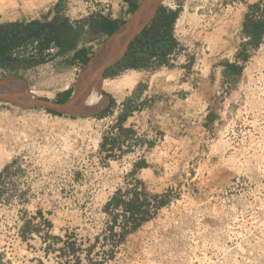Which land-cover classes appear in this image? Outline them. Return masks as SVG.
<instances>
[{"label": "rangeland", "instance_id": "rangeland-1", "mask_svg": "<svg viewBox=\"0 0 264 264\" xmlns=\"http://www.w3.org/2000/svg\"><path fill=\"white\" fill-rule=\"evenodd\" d=\"M59 1L61 10L66 11L67 0H0V21L42 16L48 8L55 9ZM172 2L174 9L188 3L191 15L203 16V23L198 22L196 28L182 33L177 29L180 42L203 45V57L206 54L223 60H232L241 50L244 41L233 20L251 0ZM248 55L246 62L240 61L242 75L211 98L217 125L208 128L210 134L203 138V146H194L191 151L174 147L166 162L155 164L163 172L158 176L168 186L171 203L123 242L113 236L111 225L105 224L90 200L96 195L95 186L108 187L106 191L115 193L120 188L130 189L137 181L131 174H119L118 164H107L109 170L104 174L96 169L88 152L96 126L107 131L108 121L98 122L104 116L67 118L42 109L0 106V152L13 153L0 172L12 161L25 166V170L38 172L55 166L72 169L75 178L81 176L88 197H81L77 204L80 208H75L68 193V203L54 214L61 220L74 212L75 221L79 219L82 224L65 243V252H55L58 249L52 245L47 252H39L38 242L32 240L37 249L29 254L14 239L4 237L9 245L0 252L5 259L2 264H264V39ZM69 67L67 60L59 65L60 69ZM82 69L71 76L43 69L34 74L28 87L38 98L54 99L65 86L77 83ZM10 75L0 69V79ZM109 104L110 97L105 95L103 106ZM64 175L67 181L69 173ZM115 232L118 234L120 229L115 228Z\"/></svg>", "mask_w": 264, "mask_h": 264}, {"label": "crops", "instance_id": "crops-1", "mask_svg": "<svg viewBox=\"0 0 264 264\" xmlns=\"http://www.w3.org/2000/svg\"><path fill=\"white\" fill-rule=\"evenodd\" d=\"M67 7L65 16L69 18L70 23L74 27L75 31L80 33V36L76 42L75 50L72 52L57 55L53 60L34 67L28 70H22L17 73L28 85L32 84L34 74L36 72L46 69H52V73L58 75H67L68 72L73 75V72L82 68V65L77 62L74 65L69 63L73 54L82 48L92 47L91 52L94 53L102 44L103 41L108 39V36L104 33L94 35L90 30L89 20L90 18H96L97 15H102L111 21L118 22L119 20H129L133 14L131 5L140 0H67ZM248 4L258 3L264 0H251ZM92 2L94 6L89 7V3ZM194 2V0H189ZM106 3H109L108 11L106 10ZM163 5L172 9V0H164ZM56 6V5H55ZM54 6V7H55ZM241 6H243L241 4ZM246 6V5H245ZM181 15L187 11L188 3L184 7L182 6ZM61 12V13H62ZM247 9L242 8L238 15L234 16L233 23L237 26V30L241 35L242 22ZM25 22L35 19H45L50 21L55 16V9L48 8V10ZM180 15V17H181ZM179 17V18H180ZM203 17V16H201ZM189 13V18L183 29L179 32H187L188 29L196 28L195 25L201 21V18ZM4 22L0 21V25ZM200 24V26H201ZM188 28V29H187ZM177 31V24L176 30ZM178 32V31H177ZM176 35V34H175ZM219 40V35H216ZM242 38V36H241ZM178 39V38H177ZM201 43L203 38L201 37ZM179 40V39H178ZM243 40V39H242ZM181 41V40H179ZM245 42V40H243ZM183 50L179 52L172 59L173 67H163L156 71H127L121 77L115 79H105L103 83V89L107 90L109 95L115 99V108L122 112L123 106H138V109L134 111L128 119L123 123L122 128L124 130H117L113 127L103 138L113 140L116 139L119 144L114 148L108 143L100 150V158L104 157V154L111 152L113 149H119L121 151L120 158L132 159L134 157L133 165L137 162L144 160L148 164V168L140 169L136 175L131 177L137 179L139 182H143L147 190L151 194H163L168 190V186L164 185L163 177H159L158 173L163 174L156 166L157 163L166 162L168 155L173 151L174 147H178L179 150L183 147L194 148V146L202 147L203 138L210 134V127L217 125L216 114L211 112V98L215 95H219V90H224L229 82L230 78H225L224 71L227 63L239 64L241 50L237 51L232 57V60L226 57L215 58L212 55H204L203 57V45L196 46L195 44H183ZM51 53L54 55L57 53L56 49H52ZM72 66L69 69H60L59 65L65 63V61ZM72 72V73H71ZM66 73V74H65ZM68 74V75H69ZM112 82V84L106 85V82ZM127 82H132L131 85H125ZM123 85V86H122ZM121 86V87H120ZM74 91V85H69L58 92L54 99H49L56 103L67 102ZM66 95H69L67 100H64ZM214 116V121L211 122L209 117ZM73 116H68L71 118ZM102 143V144H103ZM139 155V156H138ZM108 156H111L110 154ZM107 158H110L108 157ZM113 157H111L112 160ZM117 164V163H112ZM156 164V165H155ZM160 171V172H159ZM119 173V172H118ZM82 175V174H81ZM31 176H34L31 174ZM83 176V175H82ZM81 176L75 178L73 185H68L62 191L49 192L47 185L39 181H32L29 183V193L23 194V201L27 203L26 207L31 210V220L26 222V225L21 234V240L15 242L21 244L24 248V252L31 254L33 249H37V245L33 243L38 242L40 247L39 252L43 251L42 238L43 229L40 224H36L38 220H46L51 226L52 232L50 238L53 240L55 247L58 249L55 252H65L68 248L65 243L69 240L66 239V232L72 231L78 232L82 227L79 219L75 221L72 217H64L59 220L56 219L54 214H58L60 209L68 203L67 194L70 193L72 200L71 207L77 208V204L81 197L87 199L86 189L87 187L81 186ZM34 182V185H32ZM108 188V187H107ZM107 188L102 189L95 186L94 195L90 198L91 203L97 208V210H103L107 203L111 200L115 193L106 191ZM133 188L132 185L130 189ZM128 189V188H127ZM126 189V190H127ZM125 191V189H123ZM25 196H27L25 198ZM75 200H77L75 202ZM75 202V203H74ZM65 216L68 214V210L65 211ZM78 213L77 210H75ZM30 218V216H29ZM76 229V230H74ZM4 235H0V252H5L9 243L4 242ZM90 238V236H89ZM71 241V240H70ZM78 242V241H77ZM68 244V243H67ZM34 247V248H33ZM50 252V251H48ZM72 252H75L72 250ZM32 258V256H30ZM5 259L3 255H0V264L4 263Z\"/></svg>", "mask_w": 264, "mask_h": 264}, {"label": "trees", "instance_id": "trees-1", "mask_svg": "<svg viewBox=\"0 0 264 264\" xmlns=\"http://www.w3.org/2000/svg\"><path fill=\"white\" fill-rule=\"evenodd\" d=\"M139 3L140 1H137L131 5L133 12L137 10ZM246 7L247 12L241 30V36L245 42L241 45L239 57L242 62L248 60V51L259 48L264 39V1L254 4L246 3ZM61 12V1H59L55 6V16L50 21L45 18L1 24L0 69L10 74H17L19 71L45 64L57 55L74 51L80 33L75 31L69 18ZM181 12L182 4H179L176 9L161 4L150 23L130 43L123 59L110 67L104 78L114 79L127 71H156L163 67H173L171 62L173 57L183 50V46L175 35L176 23ZM89 21L90 30L94 35L102 32L108 38L127 22L126 20L111 21L102 15L90 18ZM52 49H56L57 53L53 55ZM91 49L90 46L76 51L69 63L74 65L79 62L82 67L86 66L94 54ZM242 73V65L227 63L225 66L224 76L232 81L237 80ZM104 94L110 97V104L96 117L107 116L116 106L115 99L105 92ZM137 109L138 106H123L117 124L120 131L124 130L123 123ZM46 112L58 117H68L49 110ZM209 120L213 122L214 116L211 115ZM206 125L210 128L209 124ZM108 143L111 148L119 144L116 139H105L103 148ZM148 167V164L141 160L134 165L131 175L134 176L140 169ZM170 203L168 191L163 194H151L143 182L136 181L131 189L117 190L105 206V212L112 216L109 229L113 236H118L119 241L123 242L128 235L135 233L153 220L157 213ZM117 227L120 229L118 234L115 232Z\"/></svg>", "mask_w": 264, "mask_h": 264}, {"label": "water", "instance_id": "water-1", "mask_svg": "<svg viewBox=\"0 0 264 264\" xmlns=\"http://www.w3.org/2000/svg\"><path fill=\"white\" fill-rule=\"evenodd\" d=\"M164 0H140L127 22L120 26L94 53L81 70L71 98L65 103L41 99L32 94L28 84L17 74L0 79V106L9 105L22 110L42 109L65 116L90 118L104 110L88 105L92 95L105 98L103 93L106 71L123 59L130 43L150 23Z\"/></svg>", "mask_w": 264, "mask_h": 264}, {"label": "built area", "instance_id": "built-area-1", "mask_svg": "<svg viewBox=\"0 0 264 264\" xmlns=\"http://www.w3.org/2000/svg\"><path fill=\"white\" fill-rule=\"evenodd\" d=\"M109 5V3H106L107 11ZM92 6L94 5L92 2H90L89 7ZM118 116V110H114L111 114L105 116L101 120H98V122L101 123L108 121L106 127L107 131L101 130L100 126H96L97 131L94 134L95 137L92 139V145L89 148L88 153L95 160L97 166L96 169L99 170L100 174H104L107 170H109L107 164L111 166L113 162L118 164L117 167L119 169V174L125 176L131 174L134 168L133 162L135 156L133 157V161L132 159L120 158L121 151L117 148L113 149L111 152L105 153L104 157L100 158V150L102 147L103 138L106 135V132H109L113 127L117 126ZM116 129L119 130L118 127H116ZM56 147H58V144H56ZM109 154L111 156H108ZM107 156L110 158H107ZM111 157H113L112 160ZM24 167L25 166L23 165H19V162L12 161L8 164L7 168H3L0 172V234L7 238L10 237L15 241H20L22 239L21 234L26 222L31 220V210L27 209V203L23 201V194L25 192L29 193L28 189L31 180L34 182L40 180L42 183H45L49 192L62 191L69 184L73 185L75 183V172H73L72 169H67L65 171L64 169L55 166V168L48 171L40 170L38 172L36 170H25ZM64 172L69 173L67 181L64 180ZM31 174L34 176H31ZM34 182H32V185H34ZM134 184L135 180L133 184H131L132 187ZM120 189L123 190V188ZM26 197L27 196H25V198ZM98 213H100V215L103 217L105 224H112V220L109 217L110 214L105 212V207L103 210L99 209ZM36 224H40L41 228L43 229V233L40 236L42 238V245L44 247L43 251H47V248L51 245L54 247L55 244H53V240L50 238L52 228L47 223V219L38 220ZM65 235H67V237H65L66 239L64 240H68L69 238L71 239L73 232H69L68 230Z\"/></svg>", "mask_w": 264, "mask_h": 264}, {"label": "bare ground", "instance_id": "bare-ground-1", "mask_svg": "<svg viewBox=\"0 0 264 264\" xmlns=\"http://www.w3.org/2000/svg\"><path fill=\"white\" fill-rule=\"evenodd\" d=\"M195 1V0H194ZM189 18V13L187 11H185L181 17L178 19L177 21V29L181 30L183 29V27L185 26V24L187 23ZM189 22V21H188ZM66 74V73H65ZM69 74V72H68ZM70 76V75H69ZM70 79V78H69ZM114 81L112 82H106V85L112 84ZM132 82H127L125 83V85H131ZM69 85L65 86V89L68 87ZM123 86V85H122ZM121 87V86H120ZM1 104V103H0ZM88 105H93L95 107H97V109H99L101 106H103V98H100L97 95H92V97L90 98V100L88 101ZM13 156V153L9 150H4L3 152H0V168H2L5 164V162L8 159H11Z\"/></svg>", "mask_w": 264, "mask_h": 264}]
</instances>
